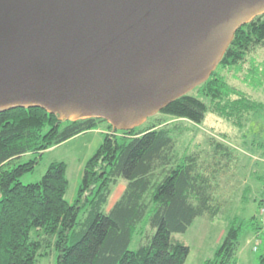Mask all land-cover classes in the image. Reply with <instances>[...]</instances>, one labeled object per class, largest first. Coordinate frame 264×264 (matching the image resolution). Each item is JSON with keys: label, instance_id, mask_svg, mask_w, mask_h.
I'll use <instances>...</instances> for the list:
<instances>
[{"label": "trees", "instance_id": "trees-1", "mask_svg": "<svg viewBox=\"0 0 264 264\" xmlns=\"http://www.w3.org/2000/svg\"><path fill=\"white\" fill-rule=\"evenodd\" d=\"M264 48V14L242 26L216 71L197 89L165 107L160 114L203 125L213 114L244 130L264 104L231 86L225 70H241L247 55ZM244 83L264 90V61L254 65ZM108 124L90 118L61 121L43 108H14L0 113V264H39L56 251L55 264H185L190 248L176 241L199 217H217L212 185L200 167L201 155H179L175 129L163 121L127 131L109 130L86 162L76 200H66V164L53 163L44 178L24 185L44 154L75 137ZM214 156L231 150L212 141ZM24 157L27 161L21 162ZM127 182L124 194L106 211L112 188ZM263 201L260 202V206ZM81 217V218H80ZM80 218V219H79ZM154 231L136 249L145 229ZM262 230L256 217L235 218L204 264H237L241 237ZM263 235V233H262ZM264 264V255L258 258Z\"/></svg>", "mask_w": 264, "mask_h": 264}, {"label": "water", "instance_id": "water-1", "mask_svg": "<svg viewBox=\"0 0 264 264\" xmlns=\"http://www.w3.org/2000/svg\"><path fill=\"white\" fill-rule=\"evenodd\" d=\"M263 14L264 0H0V113L135 129L205 83Z\"/></svg>", "mask_w": 264, "mask_h": 264}, {"label": "rangeland", "instance_id": "rangeland-1", "mask_svg": "<svg viewBox=\"0 0 264 264\" xmlns=\"http://www.w3.org/2000/svg\"><path fill=\"white\" fill-rule=\"evenodd\" d=\"M263 61L264 48H256L247 55L241 70H225L222 75L227 78L231 86L264 104V90L253 89L244 83L245 76L249 74L252 66H258ZM200 86L201 84L193 87L186 94L196 96ZM157 121L177 127L175 139L179 155L193 153L201 155L200 168L209 177L213 187V204L221 209L214 219L209 215L199 217L186 233L173 235L176 241L190 248L185 264H204L206 260L213 258L230 223L235 218L250 220L253 217L258 219L262 230L259 234L252 231L243 234L236 260L237 264H258V258L264 255V219L261 215L263 205L260 206L261 201L264 204V110L254 115L244 130L232 126L213 114H208L204 124L199 126L188 120L163 116L160 112L146 117L135 129ZM107 123L113 127V131H127L118 129L111 122L107 121ZM108 124L99 127L104 131L103 133L93 130L48 150L35 170L21 178L22 184L38 183L44 178L51 164L65 163L69 182L66 200L73 203L82 183L86 162L98 151L106 134L113 133L109 130ZM213 140L229 147L231 154L228 158L214 156ZM28 158H22L21 162L27 161ZM126 187L127 182L124 179H120L113 186L105 207L106 211L124 194ZM145 231L143 238H139L140 236L136 238L132 249H136L140 242L145 243L146 238L154 234L150 226ZM55 263L54 250L52 256L42 259L39 264Z\"/></svg>", "mask_w": 264, "mask_h": 264}, {"label": "crops", "instance_id": "crops-1", "mask_svg": "<svg viewBox=\"0 0 264 264\" xmlns=\"http://www.w3.org/2000/svg\"><path fill=\"white\" fill-rule=\"evenodd\" d=\"M96 131H97L98 133H103V132H104V131H102L101 129H97ZM125 190H126V189H125ZM125 190H124V192H125ZM120 198H121V196H120ZM120 198H119V199H120ZM119 199H118V200H119ZM118 200H117V201H118ZM117 201H116V202H117ZM116 202H115V203H114V204L108 209V211H110V210L113 208V206L116 204Z\"/></svg>", "mask_w": 264, "mask_h": 264}, {"label": "built area", "instance_id": "built-area-1", "mask_svg": "<svg viewBox=\"0 0 264 264\" xmlns=\"http://www.w3.org/2000/svg\"><path fill=\"white\" fill-rule=\"evenodd\" d=\"M261 215H262V217L264 219V204H263L262 209H261Z\"/></svg>", "mask_w": 264, "mask_h": 264}, {"label": "bare ground", "instance_id": "bare-ground-1", "mask_svg": "<svg viewBox=\"0 0 264 264\" xmlns=\"http://www.w3.org/2000/svg\"><path fill=\"white\" fill-rule=\"evenodd\" d=\"M251 15V14H250ZM250 15H248L246 18L248 19L250 17ZM226 46V44L223 45L222 49Z\"/></svg>", "mask_w": 264, "mask_h": 264}]
</instances>
